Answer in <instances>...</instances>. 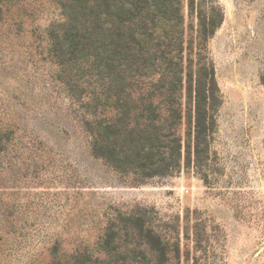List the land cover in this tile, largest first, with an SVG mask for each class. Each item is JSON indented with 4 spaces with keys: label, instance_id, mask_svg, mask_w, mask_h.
I'll list each match as a JSON object with an SVG mask.
<instances>
[{
    "label": "rangeland",
    "instance_id": "rangeland-1",
    "mask_svg": "<svg viewBox=\"0 0 264 264\" xmlns=\"http://www.w3.org/2000/svg\"><path fill=\"white\" fill-rule=\"evenodd\" d=\"M203 7L223 15L207 44L220 98L207 180L190 168L133 186L93 157L82 108L56 79L57 1L0 0V264H264V0ZM136 214L165 256L130 252L125 234L102 249L104 228Z\"/></svg>",
    "mask_w": 264,
    "mask_h": 264
},
{
    "label": "trees",
    "instance_id": "trees-1",
    "mask_svg": "<svg viewBox=\"0 0 264 264\" xmlns=\"http://www.w3.org/2000/svg\"><path fill=\"white\" fill-rule=\"evenodd\" d=\"M56 1L63 21L48 32V55L82 108L93 157L133 186L190 168L207 180L220 107L207 44L222 11L196 12L189 0L197 25L187 28L184 0ZM140 216L119 215L104 228L102 249L118 250L125 234L130 252L165 256L166 242ZM73 259L111 264L109 257Z\"/></svg>",
    "mask_w": 264,
    "mask_h": 264
}]
</instances>
